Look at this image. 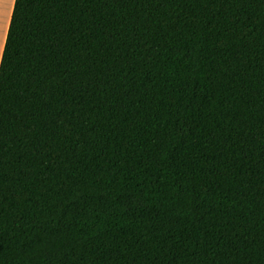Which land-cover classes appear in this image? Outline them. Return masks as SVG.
<instances>
[{"label":"trees","instance_id":"16d2710c","mask_svg":"<svg viewBox=\"0 0 264 264\" xmlns=\"http://www.w3.org/2000/svg\"><path fill=\"white\" fill-rule=\"evenodd\" d=\"M0 264H264V0H15Z\"/></svg>","mask_w":264,"mask_h":264},{"label":"crops","instance_id":"0c3cea01","mask_svg":"<svg viewBox=\"0 0 264 264\" xmlns=\"http://www.w3.org/2000/svg\"><path fill=\"white\" fill-rule=\"evenodd\" d=\"M15 0H0V60Z\"/></svg>","mask_w":264,"mask_h":264}]
</instances>
